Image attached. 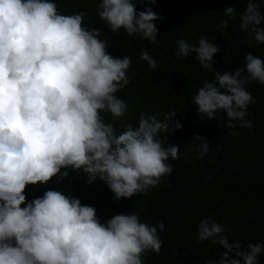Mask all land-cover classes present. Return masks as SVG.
Listing matches in <instances>:
<instances>
[{
  "label": "clouds",
  "instance_id": "1",
  "mask_svg": "<svg viewBox=\"0 0 264 264\" xmlns=\"http://www.w3.org/2000/svg\"><path fill=\"white\" fill-rule=\"evenodd\" d=\"M137 3L157 0H100L98 17L113 32L123 29L155 44L163 22L152 7ZM264 0H247L239 13V28L264 44ZM229 28L237 10H223ZM85 13L65 15L54 0H0V264H144L146 252L160 253L158 229L165 224L141 222L136 213H119L101 222L94 206L60 190L48 189L27 200L28 185L44 184L79 171L92 184L103 181L114 198H132L162 183L179 159V146H165V134L182 129L174 111L140 113L138 125L123 118L129 105L116 93L130 83V56L113 57L97 28L83 25ZM175 55H194L213 73L192 97L201 119L227 113V127L252 129L248 108L255 103L247 85H264V59L246 53L234 72L216 71L213 57L220 46L200 36L197 43L177 40ZM140 59L157 69V61L142 50ZM102 113L120 123L106 122ZM232 135H236L232 131ZM196 150L203 159L210 149L206 138ZM62 169H65L62 171ZM207 179H210L208 177ZM22 205H26L22 207ZM198 242L222 246L219 259L205 264H260L264 243L231 241L227 229L211 216L198 225Z\"/></svg>",
  "mask_w": 264,
  "mask_h": 264
},
{
  "label": "trees",
  "instance_id": "2",
  "mask_svg": "<svg viewBox=\"0 0 264 264\" xmlns=\"http://www.w3.org/2000/svg\"><path fill=\"white\" fill-rule=\"evenodd\" d=\"M60 13L72 15L85 13L83 25L100 30V39L108 43L107 51L113 57L130 56L132 63L127 70L130 83L116 95L129 105L124 120L138 125L140 113L157 115L163 120L165 114L175 112L173 118L183 125L168 133L165 146L178 145L179 159L167 161L173 167L171 175L147 194L116 200L114 193L99 179L87 183V177L79 171L67 169L69 176L59 182L53 177L47 185H28L27 200L42 196L48 189L60 190L77 197L83 204L94 206L101 222L112 216L136 213L141 222L158 225L163 241L159 254L146 252L144 264H205L219 259L222 246L211 241L198 242V225L208 216L222 224L230 242L239 240L244 247L248 243H264V85L253 82L247 90L255 103L248 108L252 121L251 130L227 127V113H218L216 120L201 119L192 97L213 73L203 68L193 56L175 55L177 40L197 43L200 36L220 46L221 51L213 57L216 71L234 72L243 66L246 53L264 59V44L252 40L239 28V13L244 11L247 0H157L156 4L137 3V9L152 7L163 22L156 21L159 29L155 44L139 36L130 37L121 29L113 32L97 15L100 0H54ZM237 10L235 20H229V28L218 27L221 20L229 19L223 10ZM264 14V7L261 9ZM264 27V25H262ZM146 50L157 61L153 70L140 59ZM106 122L120 123L108 113H102ZM232 131L237 134L232 135ZM200 136L210 142V151L199 159L196 148L201 143L194 140ZM65 169H62L64 171ZM210 177V179H207ZM26 205H22L24 207ZM258 260L264 264V252Z\"/></svg>",
  "mask_w": 264,
  "mask_h": 264
}]
</instances>
